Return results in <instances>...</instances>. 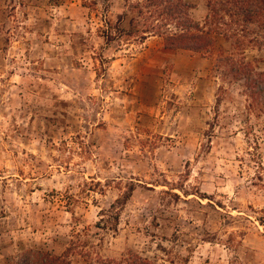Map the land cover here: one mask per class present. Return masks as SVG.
Masks as SVG:
<instances>
[{"label":"rangeland","instance_id":"obj_1","mask_svg":"<svg viewBox=\"0 0 264 264\" xmlns=\"http://www.w3.org/2000/svg\"><path fill=\"white\" fill-rule=\"evenodd\" d=\"M222 1L193 51L147 0H0V264H264V19Z\"/></svg>","mask_w":264,"mask_h":264},{"label":"trees","instance_id":"obj_2","mask_svg":"<svg viewBox=\"0 0 264 264\" xmlns=\"http://www.w3.org/2000/svg\"><path fill=\"white\" fill-rule=\"evenodd\" d=\"M222 2V4L225 2V7L231 5L233 6V9H236L237 22H242L244 26L245 24L253 23V21L258 20L259 18L264 19V0H223ZM147 4V7H161L158 16L163 17V14H165V22L167 19L171 21V18L176 20V14L178 13L180 6H182L180 0H147ZM183 7L185 10L179 12L180 15L183 14V19L176 20L175 25H179L184 32L181 34H169L164 36V46L170 49H185L193 51H204L208 49V47L213 45L214 40L211 34H215V30L213 33L211 28L204 31L203 26L194 23L188 17L186 9H188L189 6L184 4ZM209 8L212 10L211 4H209ZM225 11L229 17H231L232 11L230 6L229 8H226ZM212 21L209 22V27L211 26ZM248 86L253 87L252 84L250 85L247 82V87ZM256 87L257 92L264 96V85L258 81ZM68 251L69 250H66L63 254L56 256L37 250H24L15 257L11 264H73L67 259Z\"/></svg>","mask_w":264,"mask_h":264}]
</instances>
